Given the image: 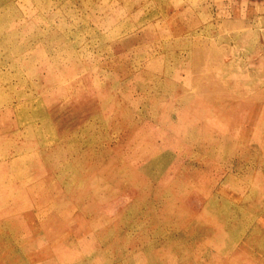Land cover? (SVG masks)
Wrapping results in <instances>:
<instances>
[{
    "label": "rangeland",
    "instance_id": "obj_1",
    "mask_svg": "<svg viewBox=\"0 0 264 264\" xmlns=\"http://www.w3.org/2000/svg\"><path fill=\"white\" fill-rule=\"evenodd\" d=\"M0 264H264V0H0Z\"/></svg>",
    "mask_w": 264,
    "mask_h": 264
},
{
    "label": "bare ground",
    "instance_id": "obj_2",
    "mask_svg": "<svg viewBox=\"0 0 264 264\" xmlns=\"http://www.w3.org/2000/svg\"><path fill=\"white\" fill-rule=\"evenodd\" d=\"M212 216V215H211Z\"/></svg>",
    "mask_w": 264,
    "mask_h": 264
}]
</instances>
